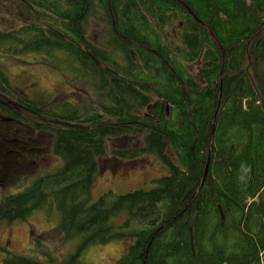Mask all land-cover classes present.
I'll use <instances>...</instances> for the list:
<instances>
[{"label": "trees", "instance_id": "1", "mask_svg": "<svg viewBox=\"0 0 264 264\" xmlns=\"http://www.w3.org/2000/svg\"><path fill=\"white\" fill-rule=\"evenodd\" d=\"M181 1L222 45L169 0H18L43 22L0 29V60L21 50L66 65L74 76L94 80L103 103L81 107L50 94L25 96L0 64V110L12 119L0 128V192L13 169L38 161L24 122L33 121L30 131H50L51 153L59 159L55 170L0 197V221L53 208L64 238L77 241L64 258L37 241L43 258L0 245L1 264H72L85 247L117 240L130 242L115 264H261L264 104L244 62L264 27V0ZM91 15L106 22L112 51L89 39ZM171 24L172 40L163 33ZM27 31L33 37L17 41ZM251 61L264 95V34ZM125 133L142 134L144 145L113 148L115 157L153 153L166 173L150 189L106 191L90 200L98 158L110 138Z\"/></svg>", "mask_w": 264, "mask_h": 264}, {"label": "rangeland", "instance_id": "2", "mask_svg": "<svg viewBox=\"0 0 264 264\" xmlns=\"http://www.w3.org/2000/svg\"><path fill=\"white\" fill-rule=\"evenodd\" d=\"M28 5L33 10V5ZM41 18L38 14L35 16L33 12L25 13L18 0H0V29L17 28L22 24H31L34 21L43 22ZM102 22H98L96 16H89L87 20L88 37L95 46L106 52L112 51L109 46L110 31L106 22ZM164 29L163 33L166 32L168 35L164 37L172 40L174 38L172 24L165 25ZM31 37H33V32L27 31L21 33L17 37V41ZM174 42L176 40L172 43ZM17 52L10 54L7 60H0V64L5 67L10 83L20 88L25 96L50 94L54 101L70 100L81 107L90 106L93 103H103L102 97L93 90L94 80L88 81L74 76V72H71L66 65L60 66L37 53H23L21 50ZM108 54L110 56V52ZM145 110L146 108L142 112ZM21 114L33 118L32 115ZM7 115L8 113L0 110V128L3 127L5 119L12 120L6 117ZM31 122L33 121L24 122L23 124L27 127H23L29 131L28 135L33 138L31 147H37L34 154L38 155V161L26 159L23 167L17 170L13 169L14 172L2 181L8 188L0 192V197L8 192L16 191V185L19 186L18 189L22 190L34 177L55 170L59 164V159L51 153L52 142H49L48 133L50 131L45 129L30 131ZM2 137L3 134L0 133V139ZM142 145H144V140L140 133H125L120 137L110 138L107 151L97 161L90 200L94 201L106 191H112L114 195H117L135 189L147 190L153 187L152 180L166 173L165 166L153 153H144L135 159H122L115 157L112 153V149L116 147L123 149ZM15 171L22 175L16 176ZM59 222V214L53 208L49 210L36 209L25 220L0 221V245L7 246L10 251L17 254L39 255L43 258L44 255L36 249L35 242L37 241L40 249L41 247L47 248L54 257L64 258L67 254L75 252L77 241L64 238ZM129 242V240H117L106 244L89 245L79 253L78 258L72 264H115L121 254L126 251ZM5 255L6 253L0 249V264Z\"/></svg>", "mask_w": 264, "mask_h": 264}, {"label": "water", "instance_id": "3", "mask_svg": "<svg viewBox=\"0 0 264 264\" xmlns=\"http://www.w3.org/2000/svg\"><path fill=\"white\" fill-rule=\"evenodd\" d=\"M172 1L174 3L180 4L182 5L184 8H186L194 18H197L205 27L206 29L210 32L211 35H213L222 45V39L221 37L207 24L205 23L203 20H201L199 17H197L194 12L181 0H169ZM264 34V27L259 31V33L255 36L252 44L249 47V50L247 52L246 58H245V62H244V67L248 72L249 78L251 80L252 86L253 88L256 90V92L259 94L263 104H264V95L261 92L257 81L255 79V75H254V71H253V67H252V61H251V49L254 46L255 42ZM221 213V219L223 220L224 216L222 211L220 210Z\"/></svg>", "mask_w": 264, "mask_h": 264}, {"label": "flooded vegetation", "instance_id": "4", "mask_svg": "<svg viewBox=\"0 0 264 264\" xmlns=\"http://www.w3.org/2000/svg\"><path fill=\"white\" fill-rule=\"evenodd\" d=\"M150 23H151L152 26H153V21H151ZM150 108H151V105H148L147 110H149ZM147 110L144 111V114H145L146 116H148V114H147L148 111H147Z\"/></svg>", "mask_w": 264, "mask_h": 264}, {"label": "built area", "instance_id": "5", "mask_svg": "<svg viewBox=\"0 0 264 264\" xmlns=\"http://www.w3.org/2000/svg\"><path fill=\"white\" fill-rule=\"evenodd\" d=\"M261 256H262L261 264H264V254H262Z\"/></svg>", "mask_w": 264, "mask_h": 264}]
</instances>
